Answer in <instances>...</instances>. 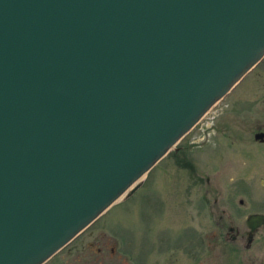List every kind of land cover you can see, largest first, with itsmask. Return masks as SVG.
Listing matches in <instances>:
<instances>
[{"label":"water","instance_id":"water-1","mask_svg":"<svg viewBox=\"0 0 264 264\" xmlns=\"http://www.w3.org/2000/svg\"><path fill=\"white\" fill-rule=\"evenodd\" d=\"M263 55L264 0H0V264L130 195Z\"/></svg>","mask_w":264,"mask_h":264},{"label":"rangeland","instance_id":"rangeland-1","mask_svg":"<svg viewBox=\"0 0 264 264\" xmlns=\"http://www.w3.org/2000/svg\"><path fill=\"white\" fill-rule=\"evenodd\" d=\"M221 101L49 264H264V62Z\"/></svg>","mask_w":264,"mask_h":264},{"label":"flooded vegetation","instance_id":"flooded-vegetation-1","mask_svg":"<svg viewBox=\"0 0 264 264\" xmlns=\"http://www.w3.org/2000/svg\"><path fill=\"white\" fill-rule=\"evenodd\" d=\"M249 108L251 109V111L254 110L253 106H250ZM248 112H250V111H248ZM249 125H250V129H251V133H252L253 137L257 133H264V122H253V123H250ZM255 142L258 143V144H264V136L262 138L258 139V141H255ZM228 231L232 232L233 231V227H229ZM236 236H237V232H235L231 237H232V239H235ZM247 236H248V238L251 237V234L249 235L248 231H247ZM152 264H156L155 261ZM170 264H172V263H170Z\"/></svg>","mask_w":264,"mask_h":264},{"label":"bare ground","instance_id":"bare-ground-1","mask_svg":"<svg viewBox=\"0 0 264 264\" xmlns=\"http://www.w3.org/2000/svg\"><path fill=\"white\" fill-rule=\"evenodd\" d=\"M264 62V58L261 60V62L251 71V72H249L241 81H240V83L228 94V95H226L224 98H223V100L226 98V97H228L254 70H256L262 63ZM222 100V101H223ZM221 101V102H222ZM220 104V103H219ZM219 104L216 106V107H218L219 106ZM155 167V166H154ZM135 183L136 182H133V183H131L124 191H123V193L121 194V195H119V197L114 201V202H117L118 200H120V198L129 190V189H131L134 185H135ZM113 202V203H114ZM97 222V221H96ZM79 237V236H78ZM76 240V239H75ZM74 240V241H75ZM74 241H72V242H74ZM70 245H68L67 247H65L63 250H65L66 248H68ZM63 250H61L58 254H56L53 258H51L46 264H49L50 262H51V260L52 259H54L55 257H57Z\"/></svg>","mask_w":264,"mask_h":264}]
</instances>
